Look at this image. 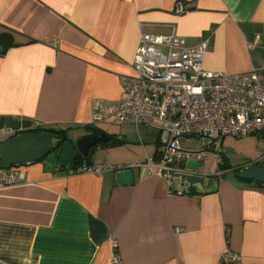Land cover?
Segmentation results:
<instances>
[{"label": "crops", "instance_id": "1", "mask_svg": "<svg viewBox=\"0 0 264 264\" xmlns=\"http://www.w3.org/2000/svg\"><path fill=\"white\" fill-rule=\"evenodd\" d=\"M177 1L193 6L175 13ZM172 32L189 46L206 42L205 70H264V0H0V35L15 43L0 53V118L89 133L79 129L92 124V99L120 101L141 35ZM136 127L138 143L99 127L109 140L75 168L60 169L54 153L0 187V264H113V252L119 264H220L226 246L239 255L231 264H264V183L238 177L254 161L184 192L180 180L129 162L140 144L145 157L160 148L156 128ZM102 163L133 165V182L117 180L123 169L94 170Z\"/></svg>", "mask_w": 264, "mask_h": 264}, {"label": "built area", "instance_id": "2", "mask_svg": "<svg viewBox=\"0 0 264 264\" xmlns=\"http://www.w3.org/2000/svg\"><path fill=\"white\" fill-rule=\"evenodd\" d=\"M192 6L193 3L185 6L177 1L174 12L185 13ZM205 47L206 42L189 46L184 37L173 32L143 33L132 63L133 73L120 78V101H91L92 124L129 122L157 129L159 150L136 165L169 183L176 173H192L180 168L179 160L185 164L188 160L202 162L213 157L220 163L225 136L264 135V70L235 74L205 70ZM14 133L10 127H0V136ZM180 137H198L208 143L205 148H183ZM23 165H0V187L24 181ZM129 166L133 165L102 163L94 170ZM238 258V253L226 246L220 253V264L235 263ZM112 263H120L116 252Z\"/></svg>", "mask_w": 264, "mask_h": 264}, {"label": "water", "instance_id": "3", "mask_svg": "<svg viewBox=\"0 0 264 264\" xmlns=\"http://www.w3.org/2000/svg\"><path fill=\"white\" fill-rule=\"evenodd\" d=\"M3 48L0 46V51ZM29 122H21L18 119L0 118V127H10L15 130L14 135L8 137L5 141L0 142V165L9 166L15 164H27L42 159L47 153L55 148L54 140L59 135L51 131H32ZM86 128L89 133L80 135L76 141L70 139L64 141L59 151L56 153L57 166L70 167L79 156H86L88 152H93L95 147L100 143L109 140V134L94 124H88ZM257 163V164H254ZM201 162L188 160L183 164V160L178 161V166L183 168L186 166L192 169V173H176L173 181L177 179L186 184V188H182L184 192H190L192 188L199 185L205 188L207 185H213L212 180H207L203 175L197 172ZM115 177L122 184H131L134 180L133 169L126 168L116 170ZM238 177L244 180H254L264 183V159H258L251 165L241 168Z\"/></svg>", "mask_w": 264, "mask_h": 264}, {"label": "rangeland", "instance_id": "4", "mask_svg": "<svg viewBox=\"0 0 264 264\" xmlns=\"http://www.w3.org/2000/svg\"><path fill=\"white\" fill-rule=\"evenodd\" d=\"M97 126L105 129L108 132H118L122 130L127 134L128 140H135L136 143L139 142L138 138V131L143 134L144 130L150 129L148 127L139 126L138 131L137 127L133 124H122L117 125L114 122H98L96 123ZM67 132L68 139L72 141H76L78 135L73 136V132L71 129H76L74 127L69 126ZM154 129V128H152ZM82 131H89L86 127L83 129H79ZM156 133V130L154 131ZM78 134V133H77ZM144 135V134H143ZM10 135H3L0 136L1 140H6ZM153 137V142H155V136L150 135ZM201 138L198 137H180L179 142L183 148L191 147L193 149H200L202 146L204 147L207 143L206 139L200 141ZM146 142V141H144ZM139 145V144H138ZM141 149L133 150L132 152L127 153V157L130 158L129 162H144L145 160V150H143L142 145L140 144ZM145 148L148 150L149 147H153L155 149V143L146 144L144 143ZM134 149V148H133ZM148 153V151H146ZM223 152L225 153L226 163L223 168L219 167L216 160L214 159H207L201 162V165L198 167L197 172L203 175L207 180H219V178H236L234 173L229 170V166H237L242 165L244 163H250L257 160L260 156L264 155V136L260 135L259 133H254L246 136H226L223 140ZM55 160L54 151H51L45 155L44 160L52 162ZM174 176V175H173Z\"/></svg>", "mask_w": 264, "mask_h": 264}, {"label": "trees", "instance_id": "5", "mask_svg": "<svg viewBox=\"0 0 264 264\" xmlns=\"http://www.w3.org/2000/svg\"><path fill=\"white\" fill-rule=\"evenodd\" d=\"M14 41H13V38L12 36L9 34V33H3L0 35V46L3 48L0 53H3L7 47L11 46V45H14ZM30 130L32 131H51V132H55L59 135V138L57 140H54V143H55V148L52 150L54 151V153H57L59 151V147L60 145L68 140V136H67V128H62V127H55V126H50V125H35V126H31ZM110 136L113 138L114 136L112 134H110ZM5 141V140H3ZM1 141V142H3ZM124 141L120 138H113L112 139V144H121L123 143ZM110 145V144H109ZM45 158V156L40 159L41 161ZM80 158L84 159V158H88V156L86 157H82V156H79L76 158V160L73 162V164L69 167V168H75L77 166V163L79 162ZM39 160V161H40ZM225 163H218V166L223 168L225 166ZM60 168V167H59ZM61 169V168H60Z\"/></svg>", "mask_w": 264, "mask_h": 264}, {"label": "flooded vegetation", "instance_id": "6", "mask_svg": "<svg viewBox=\"0 0 264 264\" xmlns=\"http://www.w3.org/2000/svg\"><path fill=\"white\" fill-rule=\"evenodd\" d=\"M88 132H89V131H88ZM254 164H257V163H254ZM243 167H244V166H243ZM243 167H240V169L243 168ZM245 167H246V166H245ZM240 169H238V171H239Z\"/></svg>", "mask_w": 264, "mask_h": 264}]
</instances>
